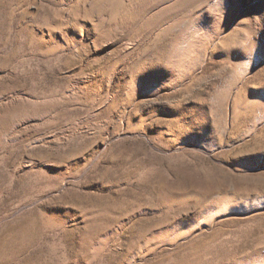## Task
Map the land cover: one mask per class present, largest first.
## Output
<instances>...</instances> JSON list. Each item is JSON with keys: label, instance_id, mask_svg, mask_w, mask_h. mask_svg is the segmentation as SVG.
I'll return each mask as SVG.
<instances>
[{"label": "rangeland", "instance_id": "rangeland-1", "mask_svg": "<svg viewBox=\"0 0 264 264\" xmlns=\"http://www.w3.org/2000/svg\"><path fill=\"white\" fill-rule=\"evenodd\" d=\"M0 264H264V0H0Z\"/></svg>", "mask_w": 264, "mask_h": 264}, {"label": "bare ground", "instance_id": "bare-ground-1", "mask_svg": "<svg viewBox=\"0 0 264 264\" xmlns=\"http://www.w3.org/2000/svg\"><path fill=\"white\" fill-rule=\"evenodd\" d=\"M145 5H146V4H145ZM231 12H232V11H231ZM200 16H201V15H200ZM200 16H199V17H200ZM199 17H198V18H199ZM219 18H220V17H219ZM215 20H216V19H215ZM218 22H219V21H218ZM218 22H217V23H218ZM218 24H220V23H218ZM224 24H225V23H224ZM224 24H223V25H224ZM197 26H198V25H197ZM219 26H220V25H219ZM195 27H196V26H195ZM199 28H200V27H199ZM240 30H241V29H240ZM239 32H240V31H239ZM255 33H256V32H255ZM257 37H259V36H257ZM232 38H233V37H232ZM232 38H231V40H232ZM236 38H238V37H236ZM247 41H248V40H247ZM231 42H232V41H231ZM236 42H237V41H236ZM245 43H246V42H245ZM261 43H262V42H261ZM232 44H233V43H232ZM247 47H248V46H247ZM249 47H250V46H249ZM234 48H235V47H234ZM243 48H244V47H243ZM241 49H242V48H241ZM230 50H231V49H230ZM246 53H247V52H246ZM254 53H255V52H254Z\"/></svg>", "mask_w": 264, "mask_h": 264}]
</instances>
